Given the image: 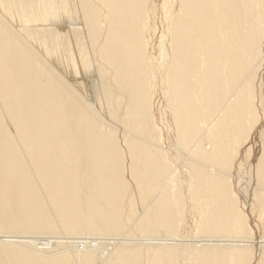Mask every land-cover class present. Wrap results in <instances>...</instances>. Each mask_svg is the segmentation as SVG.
Segmentation results:
<instances>
[{"label":"bare ground","instance_id":"bare-ground-1","mask_svg":"<svg viewBox=\"0 0 264 264\" xmlns=\"http://www.w3.org/2000/svg\"><path fill=\"white\" fill-rule=\"evenodd\" d=\"M149 4L0 0V264H264V194L252 193L256 237L234 182L259 123L264 0H164L155 63ZM154 74L184 170L153 120ZM260 134L247 180L263 187Z\"/></svg>","mask_w":264,"mask_h":264},{"label":"rangeland","instance_id":"rangeland-1","mask_svg":"<svg viewBox=\"0 0 264 264\" xmlns=\"http://www.w3.org/2000/svg\"><path fill=\"white\" fill-rule=\"evenodd\" d=\"M163 3L164 0H150L149 7L151 9V14H150V25H151V31L147 34L148 38V47H147V54L152 61V63H155V60L159 56V44H160V35L165 29V24H164V17H163ZM16 9V7H13V10ZM17 12V10H14V13ZM16 14V13H15ZM152 91H153V97H152V114H153V120L155 122V125L157 128H159L162 136V141H163V146L165 148V151L168 153L169 159H171V162L173 166L177 168V170H184V166L191 164L192 160L187 152V150L182 149L179 146H176L175 142V132H174V123L170 114V111L166 105V100L163 95V85L161 82V78L158 74H154L152 76ZM259 84L261 85L259 87ZM255 90H256V95H257V102H256V112L259 117V123L257 125V128H255L253 134L250 136L247 144L244 146V148L241 150L240 157H239V162H240V172H238L235 175L234 182L239 181L240 186H239V192L241 189L245 190L246 196L250 200L248 201L249 204H251V208H248L247 210H243V212L247 213L248 217V225L249 228L252 230L254 235L256 237H262L263 232H262V227L259 222V210L254 203L252 199V193H262L264 194V186H259L256 182H254L253 179L247 180V171H249V167L254 163V159L257 156V153L259 151L260 147V133L261 130L264 129V113L262 110V105H260V98L264 100V68L258 72L256 81H255ZM97 107L95 106L94 111H96ZM260 132V133H259ZM251 148V155L248 157L246 156L247 150ZM183 166V168H182ZM243 167V168H242ZM248 168V170H247ZM244 170V172H242ZM243 176H242V174ZM243 177V178H242ZM249 179V178H248ZM188 180L187 175H180L177 174L176 177V185L179 187L180 195L183 199V211H182V225L179 227V235L181 237H185L186 240L184 241H192V239H189L191 236L193 237V234L195 233V227L196 223L198 220V215L196 211L191 207L190 205V199L188 198V193L186 189V182ZM131 188V193L133 192V183L131 181L130 184ZM241 188V189H240ZM243 191V190H242ZM133 194V193H132ZM241 196L243 198H241ZM244 196L241 192L239 195V200H240V208L242 209V204L244 202ZM141 207L137 203V208ZM253 211V212H252ZM249 215V216H248ZM127 230L123 231V234H126ZM59 233V232H57ZM163 234L160 233V237ZM44 236L43 238L48 237L47 234L42 235ZM50 236V235H49ZM127 236V235H126ZM125 238H128L126 237ZM164 236V235H163ZM38 239H40V236H36ZM36 238V239H37ZM130 238V237H129ZM163 238V237H162ZM183 238V239H185ZM196 239V238H194ZM40 241V240H39ZM142 241H146L145 239L142 240H134L133 243H140ZM39 243V242H37ZM32 247V245H30ZM28 247V245L26 246ZM29 247L28 249H30ZM34 246L31 248L33 249ZM64 248V247H63ZM111 248V247H110ZM107 248V249H110ZM103 248H98L96 251V254L98 255L103 252ZM258 254V252H256Z\"/></svg>","mask_w":264,"mask_h":264}]
</instances>
